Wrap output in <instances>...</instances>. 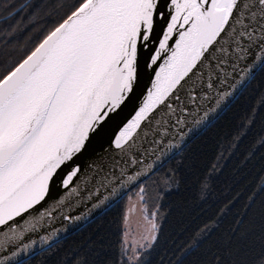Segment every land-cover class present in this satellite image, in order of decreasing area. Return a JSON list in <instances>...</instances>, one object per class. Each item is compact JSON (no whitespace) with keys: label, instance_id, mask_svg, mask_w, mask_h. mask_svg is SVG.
Listing matches in <instances>:
<instances>
[{"label":"snow or ice","instance_id":"6c2138e0","mask_svg":"<svg viewBox=\"0 0 264 264\" xmlns=\"http://www.w3.org/2000/svg\"><path fill=\"white\" fill-rule=\"evenodd\" d=\"M20 12L28 23L0 32L5 56L29 26H53L0 71V264H264V135L243 157L261 175L242 196L212 199L214 165L198 178V222L166 232L147 206L161 170L179 189L210 141L219 163L264 129V0H26ZM122 195L113 255L106 218Z\"/></svg>","mask_w":264,"mask_h":264},{"label":"trees","instance_id":"16d2710c","mask_svg":"<svg viewBox=\"0 0 264 264\" xmlns=\"http://www.w3.org/2000/svg\"><path fill=\"white\" fill-rule=\"evenodd\" d=\"M24 3H26V0H0V32L9 30L10 25L15 26L19 23V26L23 27L28 23V12L16 14V9ZM13 5L15 7H9L8 9L13 12V15L9 17L5 7ZM52 26L53 21L47 18L39 20L35 27L29 26L27 30L19 33L17 38L8 46L6 50L8 56H5L4 46L0 44V71L3 70L6 59H19L25 55L27 50L37 42L39 36L46 33ZM29 37L33 39L29 40ZM243 115V111L238 109L236 112L237 123ZM224 131L225 133L228 132L227 129ZM260 135H264V129H261L259 122H257L235 150L229 149V151L224 153L226 159L219 163L216 160L219 151L216 141H210L198 155L193 170L183 177L179 189L165 182V170H161L148 182L149 198L147 204L159 205L158 213L163 217V226L166 232L173 231L188 223L193 220V217H196L195 222L204 218L196 215L204 207V202L198 198V178L210 171L214 165L222 170L215 176L213 182L214 196L212 199L221 194L235 195L237 192L241 193L242 196L244 191L256 183L257 177L261 175V162L260 160L244 162L243 157L253 141L258 139ZM127 196L109 209L106 218V226L109 233L108 240L113 246V255H115L117 242L123 232V217ZM222 227H227V221Z\"/></svg>","mask_w":264,"mask_h":264},{"label":"rangeland","instance_id":"374dc122","mask_svg":"<svg viewBox=\"0 0 264 264\" xmlns=\"http://www.w3.org/2000/svg\"><path fill=\"white\" fill-rule=\"evenodd\" d=\"M136 190L132 191L129 195L132 196V202L135 203L136 201V197L134 195ZM148 206V212H152V211H158V209H156L153 205H149ZM129 207V200H128V196L125 200V213L127 212V209ZM143 215L144 213L142 212L141 208L139 205H137V207L129 214L128 216V222L129 225L134 229V230H138L142 227H145V222L143 220Z\"/></svg>","mask_w":264,"mask_h":264},{"label":"water","instance_id":"95a60500","mask_svg":"<svg viewBox=\"0 0 264 264\" xmlns=\"http://www.w3.org/2000/svg\"><path fill=\"white\" fill-rule=\"evenodd\" d=\"M130 193V192H129ZM128 193V194H129ZM127 195H122L121 197H119L112 205L110 208H112L115 204H117L119 201H121L122 199H124Z\"/></svg>","mask_w":264,"mask_h":264}]
</instances>
